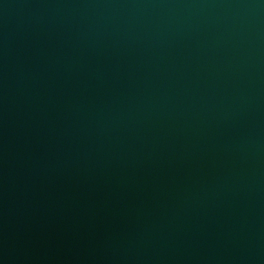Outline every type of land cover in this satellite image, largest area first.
Returning a JSON list of instances; mask_svg holds the SVG:
<instances>
[{
    "label": "water",
    "instance_id": "obj_1",
    "mask_svg": "<svg viewBox=\"0 0 264 264\" xmlns=\"http://www.w3.org/2000/svg\"><path fill=\"white\" fill-rule=\"evenodd\" d=\"M0 264H264V0H0Z\"/></svg>",
    "mask_w": 264,
    "mask_h": 264
}]
</instances>
